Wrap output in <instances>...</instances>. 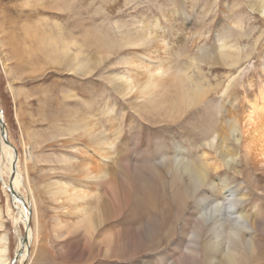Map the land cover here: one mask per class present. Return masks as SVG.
Wrapping results in <instances>:
<instances>
[{"label": "rangeland", "instance_id": "374dc122", "mask_svg": "<svg viewBox=\"0 0 264 264\" xmlns=\"http://www.w3.org/2000/svg\"><path fill=\"white\" fill-rule=\"evenodd\" d=\"M260 3L264 0H0L3 137L32 212L28 229L19 215V204L13 203L4 186L12 178L0 177V235L6 236L12 261L28 235L30 246L20 264H181L182 258L183 264H196L194 258L185 259L191 257L185 253L188 240L179 229L185 218L205 209L206 202L221 200L224 187L244 197L236 206L237 213L242 211L252 223L251 211L261 215L260 233L251 230L244 237L251 242L259 235L260 250L255 245L252 253H264V158L248 157L239 133L231 132L229 138L221 134V115L211 123L202 115L210 107H219L239 116L264 87V19L248 8ZM234 16L241 18L238 26ZM152 23L168 42L165 52L158 39L140 45L149 37ZM228 33L229 38H219ZM222 44L235 45L243 52L236 67L221 65L215 56ZM201 48L217 60L197 62ZM65 51L88 62L89 71L75 74L62 60ZM142 54L156 55L163 69L171 67V75L188 68L187 74L196 75L208 90L204 100L171 121L141 112L135 93H122L116 79L127 77L132 62ZM229 81L232 87L222 96ZM230 100L234 108L228 105ZM111 120L117 132L110 130ZM86 124L102 129L114 146L107 165L115 172L113 184L98 188L105 214L101 230L113 232L120 240L119 252L108 257L96 249L103 243L96 241L98 232L90 241L92 251L77 235L57 239L51 230L56 213L41 192L49 180L65 178L63 157L74 159L75 153L65 140ZM208 127L216 135L213 150L203 148ZM221 147L236 154L234 163L228 157L229 165L224 164ZM161 150L169 155L178 152L179 160L206 167L207 181L195 186L198 196L206 194L197 199H202L197 208L196 197L185 199L182 185L173 181L174 170L159 166ZM1 152L0 146V169ZM178 173L188 183V175ZM140 190L151 194L147 195L151 206L142 221L131 214ZM173 222L174 232L169 233ZM148 224L158 231L149 233ZM222 258L221 252L218 264Z\"/></svg>", "mask_w": 264, "mask_h": 264}, {"label": "bare ground", "instance_id": "6f19581e", "mask_svg": "<svg viewBox=\"0 0 264 264\" xmlns=\"http://www.w3.org/2000/svg\"><path fill=\"white\" fill-rule=\"evenodd\" d=\"M248 8L256 11L264 19V3L257 4L256 6L251 4L248 5ZM233 21L238 26L241 18L234 16ZM152 24L153 29L149 37H146L145 42L140 43V45L142 44L141 46L145 47L151 41L158 39L157 43L162 45L165 52L168 46L165 44L168 43V40L165 39L167 40V43H165L163 37L160 36L159 26L155 23ZM146 26H149V24ZM145 31L147 32V30ZM235 32L237 33V31ZM229 35V33L219 35V38H229ZM239 35L243 36L244 34L240 32ZM239 35L237 34L238 37ZM234 46L222 44L217 47L215 56L221 61V65L234 68L239 64L240 55L243 52ZM137 57L132 62L133 69L129 70L128 76L117 78L116 82L122 93L129 95L135 93V97L140 101L138 108L141 112L161 115L166 120L171 121V118L183 114L186 110L200 104L204 100L208 90L203 88L196 75L189 76L187 74L188 68H186V71H184L185 69H177L171 75V67L163 69L156 55L142 54L139 55V60ZM196 59L197 62L201 63H213L210 62L212 59L217 60L213 55L208 56L207 50L204 48L199 50L198 58ZM62 60L77 75L85 74L91 68L88 62L80 61L75 56L71 57L68 51L63 53ZM232 83V81L228 82L221 94L222 96L228 93L232 87ZM228 105L230 108H234L235 106L233 100H230ZM220 109L219 107H210L202 115L208 123H211L215 116L221 115L224 125L220 126L219 132L227 138L230 137L231 132L239 133L241 140L246 144L244 146L246 155L251 159L264 158V87L258 91L256 98L254 97V99L248 102L246 108L239 113V116L237 114L230 115L232 112L229 114L228 111L222 112ZM106 114L110 116L112 113L110 110H107ZM0 117L2 118L1 114ZM109 124L113 127L110 130H116L117 132L113 120ZM73 133L74 137H70L72 139L65 140L66 146L72 147V150L75 152L71 155L74 156V159H70V156L63 157L62 165L68 171L65 178L62 180L51 179L41 189L42 194H45L46 199L51 203V207H53L52 210L56 213L55 215L53 214L54 216L52 215L51 230L57 239L71 235L81 237L85 240L83 244L88 251H92L90 241L92 236L98 232V239L96 241L103 243L100 244V249H96L104 257H108V255L111 256L119 252L120 240L113 232L101 230L105 214L102 210L101 201H99L101 196H98V191H100L98 188L101 185L111 186L113 184L115 172L111 171L107 165L108 161L113 159L114 146L108 134L90 124L84 125L80 130H76ZM202 140L204 144L203 148L213 150L216 135L211 127H208ZM222 141H224V137ZM69 144H73V146ZM0 146L3 155L0 177L2 179L3 176L6 179L8 177L12 178L11 184L7 186L4 183V186L10 191L13 203L17 202L19 204V207H17L19 215L24 217L25 227L28 228L32 212L20 191L21 183L16 180L15 161L11 155L9 145L3 137L1 124ZM221 151L224 156L222 160L224 164L229 165L227 161L228 157H231V161L234 163L233 158L235 159L236 154L230 151L226 152L223 147H221ZM179 156L178 152L169 155L167 150H161L159 166L167 170H174L173 181L182 185L183 197L185 199L190 200L196 197L194 205L197 208L202 200L197 199L206 198V194L198 196V187L195 186L196 183L201 185L204 181H207L206 167L202 164L186 163L183 160H179ZM210 170H213V168L210 167ZM178 171H184L188 175L187 181L190 185L185 182ZM239 173L237 171L235 174ZM138 194L133 202L134 208L131 206V214L132 218L141 220L145 216L147 209L151 206L150 199L147 196L151 194L150 191L145 193L143 190H140ZM220 195L222 196L221 200L206 202L208 206L194 213L193 218L190 219L189 216V219L184 217L185 219L182 226L180 225L181 229L179 230L180 234L187 236L188 244L186 245V252H184L187 256H191L185 259L194 258L192 261L196 262V264L197 262H200V264H218V259L222 252L223 258L220 260L222 264H257L262 262L264 260V253L259 254L258 252L257 255L256 252L255 255L252 253L253 250L256 251L255 245L258 251L260 250V245H258L259 235L251 242H248L245 239L246 237H244V234L251 230L257 232V234L260 233L261 215L258 212L251 211L250 214L254 216V219L250 218L253 220L252 223L242 211L237 213L235 210L236 206L244 198L238 195V191H232L224 187ZM196 208H194L195 211ZM255 211L259 210L255 208ZM106 216H108V211H106ZM174 222L170 224L169 233L174 232L171 230L175 226ZM162 223H165V221L163 220ZM158 226L159 228L161 227L160 220ZM147 230L149 233L158 231L151 224H148ZM223 234L226 236V239H224ZM30 241V236L28 237L27 235L25 246L20 251H17L12 261L9 258L6 236L4 234L0 235V264H20L23 260L21 257L27 253ZM183 259H180L181 264H183Z\"/></svg>", "mask_w": 264, "mask_h": 264}, {"label": "water", "instance_id": "95a60500", "mask_svg": "<svg viewBox=\"0 0 264 264\" xmlns=\"http://www.w3.org/2000/svg\"><path fill=\"white\" fill-rule=\"evenodd\" d=\"M0 124H1V128H2L3 134H5V131H4V123H3V120L1 119V117H0Z\"/></svg>", "mask_w": 264, "mask_h": 264}]
</instances>
